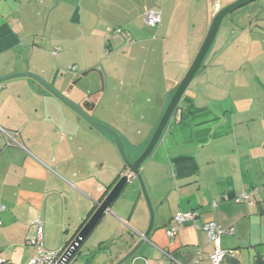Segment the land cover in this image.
I'll list each match as a JSON object with an SVG mask.
<instances>
[{
    "label": "crops",
    "instance_id": "obj_1",
    "mask_svg": "<svg viewBox=\"0 0 264 264\" xmlns=\"http://www.w3.org/2000/svg\"><path fill=\"white\" fill-rule=\"evenodd\" d=\"M235 1L0 0V78L15 73L39 76L97 124L115 130L134 162L191 68L215 9ZM148 11L161 14L159 26L146 22ZM233 13L222 21L201 69L141 166L151 207L142 196L127 222L141 190L135 179L129 184L130 195L123 198L126 188L91 232L103 227L122 238L116 257L102 264L122 260L152 222L148 240L127 264H211L215 243L203 230L209 222L225 230L221 247L228 254L221 264H264V0L252 10ZM115 23L126 27L127 38L132 34L135 41L105 36V26ZM83 36L108 43L104 63L113 59L118 72L122 39L145 52L162 38L170 65L165 60L157 79L154 74L135 78L131 65L124 66V76L104 68L100 76L95 74L99 87L94 89L96 84L84 74L100 69V63L94 58L92 66L84 67L87 63L68 55L78 49ZM95 50L97 46L91 47ZM138 79L152 84L144 104L155 114L154 124L146 122L150 130L141 142L133 140L139 120L123 118L122 125L113 121L123 104L110 100L113 80L125 90L135 88ZM156 82L162 87L154 92ZM103 108L110 116H100ZM140 120H146L145 115ZM5 132L18 133L20 145L7 147ZM103 133L32 77L11 78L0 85V257L7 264H27L41 251L67 247L112 186L129 172L114 137ZM244 193L250 200L236 202ZM188 212L196 213L195 220L169 239L167 230L175 216ZM37 227L43 240L34 245Z\"/></svg>",
    "mask_w": 264,
    "mask_h": 264
},
{
    "label": "rangeland",
    "instance_id": "obj_2",
    "mask_svg": "<svg viewBox=\"0 0 264 264\" xmlns=\"http://www.w3.org/2000/svg\"><path fill=\"white\" fill-rule=\"evenodd\" d=\"M260 2H262V0L255 1L249 5H246L240 9H238L235 12V14L233 13L234 14L233 16H235L237 14V12H244V11H248V10H252V9L256 8V6ZM129 10L133 11V8L132 9L129 8ZM107 17L104 19H108ZM116 25H119V24L115 23L113 25H110V24L106 25L104 28L105 36H109L113 39H116V37L120 38L119 36H116V34L107 32V28H110V29L119 28ZM120 25H123V24H120ZM121 28L125 31L127 30L126 27H121ZM130 35H131V37L129 36V38L132 41H135L134 35H132V34H130ZM83 37H85V36H83ZM134 43L133 44H127L123 41V39L120 42L119 49L121 52H124V53L120 54L123 56V59H121L119 62L120 68L122 67L119 70V72L117 70V69H119V67L115 70V67H114L113 62H112L113 59H110L106 63H104L105 62L104 60L108 59V56L106 55L108 43L105 42V40L101 41L100 44H98L93 39L92 40H88V39L86 40V37L81 38L80 42H78V49L76 51L70 50L68 55L69 56L75 55V56H77L78 60H80V61L82 60L83 62L87 63L86 65H82L84 67L92 66L94 58L96 59V62L100 63L99 65H97L100 69L95 68L96 73L86 71L87 75L84 74V77L85 76L89 77V80L91 81L92 85L96 84L97 87H95L94 89H98V87H99L98 82H97V76L95 74L100 76V73H101V71L102 72L104 71V68L105 69L110 68V69L114 70V71H112L113 75L118 74L120 76H122V75L124 76L127 74L126 73L127 68H125V70H124L123 69L124 66L125 65H131V70L133 71V74H135L134 75L135 78H137V76H141V78L145 79V77H147L149 74H154L155 79H157V77H159L161 75V70L164 68L165 60L167 61L165 63L167 65H170V59H171L169 56H166L163 53L162 38L159 39V41L156 44H151L150 50L145 51V52L142 48H140L139 45L133 47ZM93 46L98 47V52H97V50H95L94 52H91V47H93ZM115 46H117V45H114V47ZM130 46H132V48ZM116 48L117 47H115L113 49L115 50ZM131 58H133L134 60H131V62H129V60H127V59H131ZM147 58H149V59H147ZM158 61L160 62L159 65L153 64L154 62L156 63ZM67 68H65L66 69L65 71H68ZM173 71H174V68H173ZM81 74L82 73L80 71L78 75H81ZM127 77L129 78V76H127ZM98 80H99V78H98ZM138 80H139V82H138ZM138 80L135 81V83H137V84H135V88L127 86V88L125 90H121V82L118 83V81L113 80L111 91H112V94L114 95V97L111 98L110 100L114 104H116V103L118 104V102H116V98H117L119 101V104H123V105H118V107H117L118 110H117V113L114 115L113 121H116L117 123H120L122 125L123 124V118L129 119V118L134 116L133 120H135V121L139 120V122H137V127L135 130L139 134H135V136H133V140L141 142L143 140V138L148 134V131L150 130V126L146 122H148L150 120L149 122H151V124H154L155 123L154 122V120H155L154 115L155 114H154V112H152L153 108L151 109V107L147 108L145 106L146 96L144 94H148V91H146V90H148V88H150L152 86V84L148 85L149 84L148 82H145L141 79H138ZM158 82L153 84L152 90H154V92H156L157 89L159 90V88L162 87L160 84H158ZM82 85L85 86L84 83H82ZM139 89H141V92L139 91ZM128 90H133V92L134 91L135 92H134V94H130V95L126 94L125 95L126 91H128ZM136 91L140 92L143 96H141V94L136 92ZM121 92H123L124 94H122ZM120 93L122 95L121 98H120ZM135 99H137V101ZM135 101L137 102V107L135 108L134 115H132L131 112L133 110V103ZM144 102H145V104H144ZM107 113H109V112L105 111V109L103 108L100 112V114H101L100 116L107 115ZM112 115L113 114L111 113V116ZM142 115H145L146 120H140V117H142ZM108 116H110V113ZM108 116H106V117H108ZM90 118H92V117L90 116ZM109 118H111V117H109ZM144 122H145V124H143ZM105 135H108V134L105 133ZM144 147L145 146H143V145L139 146L138 151L141 152L142 149H144V151H145V149L147 147L146 148H144ZM118 153H119L121 160L124 162L119 149H118ZM128 186L129 187H127V190H126L125 194L123 195V198L124 197L126 198V196L130 195L129 193L132 192L131 186L130 185H128ZM137 196H138V194L136 195V197L133 201L131 209L128 213V217L130 216L131 210H132V208L136 202ZM115 227H116V225H115ZM108 230L109 229H107V228L103 229V227H102V229H97L95 233L93 232L92 234H90L88 236V238L84 241V243L81 245V247L79 248V250L75 254V264H102V262L104 260L110 259L111 255L114 254L113 255L114 258L116 257V252L118 251L117 249L120 247V245L122 244L123 241H122L121 237H115L114 236L115 237L114 238L112 235L113 233H111ZM113 231H115V229H113ZM105 239H108L109 241L104 242ZM129 261L130 260H128L127 262H129ZM127 262L124 264H127Z\"/></svg>",
    "mask_w": 264,
    "mask_h": 264
},
{
    "label": "water",
    "instance_id": "obj_3",
    "mask_svg": "<svg viewBox=\"0 0 264 264\" xmlns=\"http://www.w3.org/2000/svg\"><path fill=\"white\" fill-rule=\"evenodd\" d=\"M255 1H260V0H237L222 9L220 7H217L215 9V15H214L210 30L191 68L189 69L188 73L186 74L182 82L175 88V92L171 98V101L169 105L167 106L165 112L163 113L162 118L159 121V124L147 148L139 156V158L135 160L134 162H132L127 156L123 140L121 136L115 130H113L112 128L97 124L95 121L92 120V118H90V116L84 111V109L81 106H77L76 104L72 103L66 96H63L62 94H60L54 87L49 85L39 76L32 74V73H15V74L0 78V85L5 83L9 79L16 78V77L28 76V77H32L35 80H37V82H39L44 88H46L49 92L54 94L57 98H59L67 106H69L71 109L77 112L82 118H84L91 125L92 128H95L101 132H104V133H107L113 136L116 141L117 147L121 153V156L124 160L125 166L129 171L126 175L122 176L118 180L117 183H115L112 186L111 191L108 193V195L103 198V201L99 202L98 208L95 210V212H93V214H91V216H89L85 225L82 228L80 227L81 229H79L76 235L74 236L75 238L69 244V248L73 249V252L75 254L79 250L81 245L84 243V241L91 234V232L95 229V227L103 219V217L106 214L110 213L112 205L116 202L119 196L126 190L128 185L131 184L133 180L137 179L139 181L141 190L138 193L136 202L131 210V213L127 219V222H129L132 216L134 215L137 209L139 200L141 199L142 196L145 198V200L151 207L147 188H146L144 179L141 175V170H140L141 166L149 158V156L151 155V153L153 152V150L156 148L157 144L161 140L187 88L189 87L190 83L194 79L196 73L201 69L203 62L207 54L211 50V47L216 39V36H217V33L219 31L222 21L226 17H228L230 14H232L233 12ZM152 228H153V222L151 223L150 228L145 233V235L142 236V240L122 260H120L116 264H124L128 260H130L138 252V250L143 245V243L146 240H148V237L150 236Z\"/></svg>",
    "mask_w": 264,
    "mask_h": 264
},
{
    "label": "built area",
    "instance_id": "obj_4",
    "mask_svg": "<svg viewBox=\"0 0 264 264\" xmlns=\"http://www.w3.org/2000/svg\"><path fill=\"white\" fill-rule=\"evenodd\" d=\"M146 22L153 27L159 26L161 24V14L156 11H148L145 13ZM110 31V29H107ZM116 34H120L123 36V33L120 29L115 31ZM129 41V40H128ZM71 69V67L69 68ZM6 137L8 139L7 147H11L14 145H20L16 139L18 133L12 134L9 132H5ZM243 200L249 201L250 195L248 193H244L242 198L235 199L236 202H241ZM196 218V213L188 212V213H178L174 218V224L170 226L167 230V236L169 239H173L178 231L188 222L194 221ZM2 224L0 219V225ZM203 230L206 231L208 238L211 242L215 243L214 252L210 255L211 264H221L228 252L223 250L221 247V236L225 233V230L218 225L216 222H209L203 225ZM232 232L233 230H228ZM43 240V232L39 227L36 228V236L31 239V243L34 245H39ZM75 263V253L73 249L69 248V245L65 248H62L59 251L55 252H44L41 251L40 254L34 258H32L27 264H74ZM0 264H7L5 260L0 257ZM145 264H149L148 260H145ZM157 264H165L163 262H159Z\"/></svg>",
    "mask_w": 264,
    "mask_h": 264
},
{
    "label": "trees",
    "instance_id": "obj_5",
    "mask_svg": "<svg viewBox=\"0 0 264 264\" xmlns=\"http://www.w3.org/2000/svg\"><path fill=\"white\" fill-rule=\"evenodd\" d=\"M157 12V11H156ZM107 29H110V28H107ZM118 29H120L121 31H122V33H123V36L122 37H124V39L126 40V42H128V43H130L132 40L131 39H129V38H127V33H126V31L125 30H123L121 27H119V28H117V29H110V31H108L107 30V32H109V33H113V34H116V30H118ZM116 36H119L120 37V34H116ZM129 40V41H128ZM177 110V109H176ZM87 222V220L84 222V224L81 226V228L85 225V223ZM80 228V229H81Z\"/></svg>",
    "mask_w": 264,
    "mask_h": 264
}]
</instances>
